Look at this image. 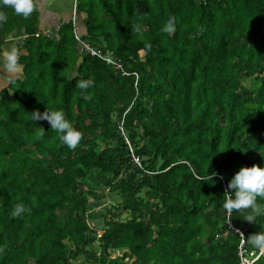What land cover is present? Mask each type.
Returning a JSON list of instances; mask_svg holds the SVG:
<instances>
[{
	"label": "trees",
	"instance_id": "1",
	"mask_svg": "<svg viewBox=\"0 0 264 264\" xmlns=\"http://www.w3.org/2000/svg\"><path fill=\"white\" fill-rule=\"evenodd\" d=\"M76 11L82 40L121 69L86 53L73 22L44 35L36 6L25 17L0 0V54L17 39L22 66L0 91V264H75L84 251L81 264H240L242 240L264 264L247 242L264 230V197L255 222L251 208H223L235 173L264 167V0H77ZM46 108L82 133L75 147L33 121ZM88 178L130 219L90 228Z\"/></svg>",
	"mask_w": 264,
	"mask_h": 264
},
{
	"label": "clouds",
	"instance_id": "2",
	"mask_svg": "<svg viewBox=\"0 0 264 264\" xmlns=\"http://www.w3.org/2000/svg\"><path fill=\"white\" fill-rule=\"evenodd\" d=\"M4 5L14 9L17 14L27 17L35 10V0H2ZM6 19L0 14V20ZM177 30L175 17H170L163 26L165 33H175ZM0 68L5 72L12 73L19 71L18 52L12 50L5 54V59L0 61ZM90 81H80L78 86L86 89ZM85 98H87L85 96ZM33 121L47 120L52 130L61 134V140L69 147H75L82 137V133L77 130L66 118L62 110H51L46 108L43 113L39 111L32 112ZM216 175V173H215ZM213 173L208 176L213 183L215 182ZM206 182V181H205ZM258 197H264V167L253 165L251 167L243 166L231 178L228 183V191L223 194V208L231 213L233 210L251 208L254 214H249L245 220L255 222L256 215L259 214L260 205L257 203ZM25 211L23 204H17L11 212L12 216L21 215ZM248 244L253 248L264 253V230L251 234L247 239Z\"/></svg>",
	"mask_w": 264,
	"mask_h": 264
},
{
	"label": "crops",
	"instance_id": "3",
	"mask_svg": "<svg viewBox=\"0 0 264 264\" xmlns=\"http://www.w3.org/2000/svg\"><path fill=\"white\" fill-rule=\"evenodd\" d=\"M74 0H35V6L39 14V28L44 35L57 36L59 27L63 24L73 22L75 14V30L79 34L84 33L83 14H77L74 7ZM18 40L8 38L0 54V61L5 59V54L17 49ZM25 54L24 51H21ZM22 77V66L19 71L8 73L0 68V91L6 88L9 83Z\"/></svg>",
	"mask_w": 264,
	"mask_h": 264
},
{
	"label": "rangeland",
	"instance_id": "4",
	"mask_svg": "<svg viewBox=\"0 0 264 264\" xmlns=\"http://www.w3.org/2000/svg\"><path fill=\"white\" fill-rule=\"evenodd\" d=\"M143 55V53H142ZM135 170H139L140 168L134 167ZM90 176V175H89ZM82 184L84 185V195L87 198V207H88V215L92 216L93 219H88V225L90 228H95L98 223H100L101 215H104L108 220L112 213L115 212L116 215H119L120 220L126 221L130 219V215L126 212H123L120 207V199L118 198L116 193H113L108 188L96 187L93 181V178H88L83 180ZM91 192H95L96 197L91 195ZM149 204H153V201H149ZM99 229V228H98ZM100 230L97 231V235H99ZM99 243L95 242L93 247H90L92 250L99 252L97 247ZM86 251L83 252L82 256L78 257L74 260L75 264H81L86 262ZM122 253H112L111 256L113 258L121 256Z\"/></svg>",
	"mask_w": 264,
	"mask_h": 264
},
{
	"label": "built area",
	"instance_id": "5",
	"mask_svg": "<svg viewBox=\"0 0 264 264\" xmlns=\"http://www.w3.org/2000/svg\"><path fill=\"white\" fill-rule=\"evenodd\" d=\"M74 9L76 11V6H77V0H74ZM73 23L75 25V14H74V17H73ZM74 35H75V39L78 41V43L80 44V46L83 48V50L88 53L89 55H91L92 57H97L99 59H102L104 61H106L108 64H111L113 65L116 69H121V66L116 64V62H114L109 55H104L101 51L99 50H96L92 47H90L89 44H87L86 42H84L82 40V38L79 36V34L76 32V30L74 29ZM133 161L134 163L139 167L141 168V165H140V162L138 161V159H136L134 156H133ZM230 214L231 213H228L227 212V217H230ZM228 225H229V228L232 229L233 231H235L237 234H239L242 238H243V233L238 230V229H235L232 225H231V222L228 221ZM239 257H240V264H253L257 259L258 257L254 258V259H248L245 257V249H244V241L242 240L241 241V244L239 246Z\"/></svg>",
	"mask_w": 264,
	"mask_h": 264
}]
</instances>
